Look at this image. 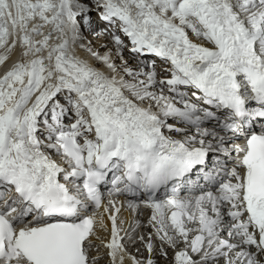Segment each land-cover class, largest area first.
Returning a JSON list of instances; mask_svg holds the SVG:
<instances>
[{"label": "snow or ice", "instance_id": "6c2138e0", "mask_svg": "<svg viewBox=\"0 0 264 264\" xmlns=\"http://www.w3.org/2000/svg\"><path fill=\"white\" fill-rule=\"evenodd\" d=\"M0 264H264V0H0Z\"/></svg>", "mask_w": 264, "mask_h": 264}, {"label": "bare ground", "instance_id": "6f19581e", "mask_svg": "<svg viewBox=\"0 0 264 264\" xmlns=\"http://www.w3.org/2000/svg\"><path fill=\"white\" fill-rule=\"evenodd\" d=\"M127 215H128V213H127V212H125V213H124V216H125V217H127ZM130 251H133V252H134V251H135V249H134V248H130Z\"/></svg>", "mask_w": 264, "mask_h": 264}]
</instances>
